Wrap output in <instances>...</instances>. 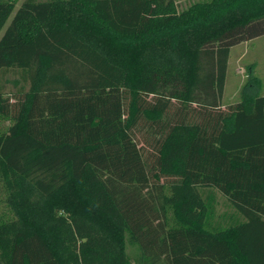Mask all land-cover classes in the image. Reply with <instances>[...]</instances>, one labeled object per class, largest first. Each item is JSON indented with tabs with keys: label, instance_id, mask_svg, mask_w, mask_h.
<instances>
[{
	"label": "trees",
	"instance_id": "trees-1",
	"mask_svg": "<svg viewBox=\"0 0 264 264\" xmlns=\"http://www.w3.org/2000/svg\"><path fill=\"white\" fill-rule=\"evenodd\" d=\"M176 1L0 0V264H264V0Z\"/></svg>",
	"mask_w": 264,
	"mask_h": 264
},
{
	"label": "rangeland",
	"instance_id": "rangeland-1",
	"mask_svg": "<svg viewBox=\"0 0 264 264\" xmlns=\"http://www.w3.org/2000/svg\"><path fill=\"white\" fill-rule=\"evenodd\" d=\"M21 1L23 0H18L16 6H18ZM194 1L197 0H177L176 4L179 9H182ZM1 33L2 32H0V35ZM251 74L256 76L255 81H253V86H256V88L258 86V89L260 87V90L255 88V91L261 92L263 90L264 92V35L249 40L246 44L241 43L230 49L222 96V102L224 104L239 99L241 88L247 79L250 78ZM4 79L6 80L7 86L13 84L14 78L11 75H7ZM226 203L225 197L216 192L217 214L231 209ZM5 215H10V212L7 210V206L4 203V194L0 190V216L6 217ZM127 251L131 255L135 253V249L128 245Z\"/></svg>",
	"mask_w": 264,
	"mask_h": 264
},
{
	"label": "crops",
	"instance_id": "crops-1",
	"mask_svg": "<svg viewBox=\"0 0 264 264\" xmlns=\"http://www.w3.org/2000/svg\"><path fill=\"white\" fill-rule=\"evenodd\" d=\"M253 39H254V38H253ZM250 40H252V39H250ZM248 41H249V40H247V41H243V42H241V43L246 44V43H248ZM241 43H239V44H241ZM239 44H236V45H239ZM236 45H234V46H236ZM234 46H232L231 48H233ZM231 48H230V49H231ZM252 75H253V74H252ZM254 76H255V75H254ZM255 88H256V86H255V87L252 86V89H253V90H255ZM256 89H257V90H260V87H259V89H258V86H257ZM261 89H262V86H261ZM258 92H260V91H258ZM260 93H264L263 90H262Z\"/></svg>",
	"mask_w": 264,
	"mask_h": 264
}]
</instances>
